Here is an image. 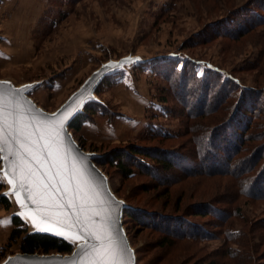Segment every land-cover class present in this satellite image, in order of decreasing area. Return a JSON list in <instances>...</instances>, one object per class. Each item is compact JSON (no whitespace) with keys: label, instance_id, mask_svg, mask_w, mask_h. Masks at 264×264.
Returning a JSON list of instances; mask_svg holds the SVG:
<instances>
[{"label":"rangeland","instance_id":"rangeland-1","mask_svg":"<svg viewBox=\"0 0 264 264\" xmlns=\"http://www.w3.org/2000/svg\"><path fill=\"white\" fill-rule=\"evenodd\" d=\"M259 1L0 0V81L14 88L29 86L27 97L44 112L55 114L100 68L123 66L116 71L109 68L97 82L86 103L93 112L82 120L79 131L68 130V133L84 153L91 155L112 194L125 204L122 227L134 264H218L219 259L227 264H264V199L238 193L233 203L235 195H226L229 180L214 174L174 172L162 184L150 173L140 171L134 158L123 159L125 167L132 166L134 171L126 176L119 171L114 158L131 146L143 153L157 147L180 151L185 146V151L194 156L190 151L191 138L185 132L189 117L182 112L185 106L193 107L197 102L190 95L192 91L196 93V85L202 84L195 82L193 75L209 76L210 104L219 102L214 97L217 87L233 82V92L229 89L226 93L232 97L225 105H218L221 108L207 118H193L195 122L203 120L208 126L211 123L208 119L224 106L237 103L239 93L245 97L243 88L264 93V27L236 37L222 33L226 23L231 25L230 16H242V11L249 8L259 9ZM172 61L176 67L163 76L161 67L168 70ZM183 66L188 70L184 104L178 102L179 98L169 88V81L180 83L178 75ZM215 79L218 82L214 85ZM250 94L257 106L255 109L252 106L248 115L257 117L263 106L257 101L259 96L255 91ZM161 99L166 100L161 102ZM258 123L264 125L261 120ZM260 131L256 129L255 133L264 136ZM165 132L169 135H156ZM243 153L232 154H236L233 166L242 161ZM9 178L0 159V198H6L9 204L6 209L0 202V264L22 254L20 239L8 243L14 216L22 220L28 233L46 232L37 228L45 227L39 218L35 216L37 227H34L33 219L26 217L30 214L28 203L19 207L7 183ZM231 192H237V188ZM214 197L224 199L218 202L222 208L232 200L238 210L234 219L229 218L232 227L241 232L231 246L239 250L235 259L229 255L222 260L220 256L226 248L222 247L223 238L217 239L215 235L206 241L174 238L169 223L175 221L165 217L183 215L217 232L210 215L193 214L195 204L214 201ZM128 213L129 219L124 216ZM163 239L170 243L163 246ZM71 244L74 250L76 245Z\"/></svg>","mask_w":264,"mask_h":264},{"label":"trees","instance_id":"trees-1","mask_svg":"<svg viewBox=\"0 0 264 264\" xmlns=\"http://www.w3.org/2000/svg\"><path fill=\"white\" fill-rule=\"evenodd\" d=\"M259 2H261V5L259 6L260 10L254 9V11H252L249 8L242 11V16L234 18L230 16L231 25L226 23L227 27H223L224 29H221L223 32H220L224 33L228 37H236L241 36L256 27H264V16L261 15V12H263L262 8L264 9V2L263 0H260ZM233 19L234 22H232ZM173 62L174 61L169 62L168 70L161 67L160 71L163 76H166L169 70L171 73L174 67H176ZM180 71L181 72L178 75L181 78L179 79V84L174 82V80L169 81L168 79V81L169 88L172 90V93L181 99H178V102L184 104V99L188 93V91H186L187 83L185 82L188 70L185 69V66H183ZM192 79L195 80V82H200V84H202L201 86L196 85L197 88H194L196 89V93L192 91L190 95V97H196L195 99H197V102L193 107L191 106L188 108V106H185L186 108H183L182 112L185 116L189 117L185 132L191 138L190 140L193 146L190 148V151L194 152V156H191L185 151V146L181 147L182 149H180V151L177 149L163 150L161 147H157L152 149V152L150 153H143L138 148L131 146L127 150L116 154L114 157L117 160L116 165L118 169H120L119 171L126 176L134 173L131 169L132 166L131 168L125 167V161L123 160L125 159L127 161L126 158H131V160L134 158L136 161L133 162L136 166H139L141 169L140 171L150 173L154 179H157V181H160L162 184H166V180L171 179L169 177L173 175L174 172H179L181 175H192L195 173L207 175L214 174L220 175V177L227 178L229 180V193H226V195H235V197L233 196L234 198L232 197L233 203L236 199V194L238 193L243 197L264 199V136H261V134L258 135L259 133H255L256 129H261V133L264 132V125L262 123H258V120L264 122V93H262L259 89L255 90L253 88H243L245 97L243 94L240 95L239 93L237 103L232 107L230 104L224 106L222 111H219L217 115H213L210 119H208L211 121V126H208V124H205L203 120L195 122L193 121V118L206 117L215 110L220 109L221 107L219 106L220 108H218V105H225V102L227 103V99L232 97L226 93L230 91L233 92L231 87L233 82L230 81V84L225 87L222 86V88H220V86H216L218 88V92L214 96L215 100L218 99L220 102L222 101V97L224 100L220 103L210 104L207 101L208 91L210 90V85L208 83H211L209 76L204 73L199 77H194L193 75ZM216 82H218L217 79H215L214 85ZM179 89L180 92H178ZM184 91L185 93L183 94ZM238 91L242 92L240 89ZM254 91L256 95L259 96L257 101L261 102V106H263L257 117L253 116V114L248 115L251 110L250 108L253 106V109H255L257 106L256 100L254 98H250L253 97L250 92ZM256 95L254 96L257 98ZM241 97H244V99L241 100ZM165 100L166 99H161V102H165ZM207 105L209 106L207 107ZM229 107H231L230 110H228ZM91 111L92 106L85 104L82 107V111L79 112V114H77V116H75V118L69 123L68 130L72 133L79 131L82 120L85 119L89 113L93 112ZM225 113L226 115H224ZM261 113L263 114L261 115ZM220 129H223L224 131L220 133ZM156 135L164 137L169 134L165 132L157 133ZM239 151H244L242 157H240V159L242 158V161H239L236 166H233L232 162H236L234 161L236 154H232ZM230 179L234 180V184L231 183ZM232 188H237V192H231ZM219 200L224 199L222 197H214V201L208 200L200 202L195 204L193 207V214L195 216L201 217L210 215L212 217L211 222H216V225L214 224V226L216 227L217 232L207 229L208 225L201 226L200 223L186 219L183 215L170 214L165 215V217L175 221L169 223L170 226H173L174 231H172V235L174 238L206 241L212 239L215 235L217 236V239L223 238L222 247L225 246L226 248L224 250L225 254L220 256L222 260L229 255L231 258L235 259L238 256L239 250L231 246L235 244L233 241L235 238L240 237L241 232L232 227V220L229 218L231 217L234 219V217L238 214V210L233 207L231 202L232 200L226 202L227 205L225 208H222L221 205H219ZM0 202L6 209L9 208L6 198L1 197ZM132 208L133 207H131L130 210H132ZM135 211L138 212L139 210L135 209ZM124 216L129 219L131 214L128 213ZM155 222L156 221L154 220V223ZM12 224L14 228L11 230L8 237V243L20 239V250L22 254H70L73 250L72 244L59 236L38 231L28 233L26 228H23V222L18 216H14L12 218ZM166 229L168 231L170 230L168 228ZM162 242L163 246L170 243H167L165 239H163ZM227 244L230 245L227 246ZM218 264L227 263L224 261L220 262L219 259Z\"/></svg>","mask_w":264,"mask_h":264},{"label":"snow or ice","instance_id":"snow-or-ice-1","mask_svg":"<svg viewBox=\"0 0 264 264\" xmlns=\"http://www.w3.org/2000/svg\"><path fill=\"white\" fill-rule=\"evenodd\" d=\"M108 67L116 71L123 66ZM75 111L50 121L36 120L20 110L18 100L10 102L0 91V151L6 136L16 145L8 153L15 179L7 183L20 208L25 203L33 206V226L39 211L44 231L56 229L55 235L70 238L83 264H125L127 249L116 244L112 231L117 206L113 202L110 211L105 209L86 158L73 151L66 132Z\"/></svg>","mask_w":264,"mask_h":264},{"label":"water","instance_id":"water-1","mask_svg":"<svg viewBox=\"0 0 264 264\" xmlns=\"http://www.w3.org/2000/svg\"><path fill=\"white\" fill-rule=\"evenodd\" d=\"M108 70L109 68L103 67L90 75L87 81L73 95L70 96L69 100L65 102L55 114L52 115L38 108L27 97L26 92L28 91L29 86L14 88L10 84L0 81V91H3V93L7 95V98L10 102L15 103L18 100L20 110L29 118H34L36 120L50 121L52 119L59 118L62 115L71 113L74 109H78V111H75V114L71 116L66 124V132L71 138L70 144L72 145L74 152L78 151L80 156L86 158L88 170L91 172L93 182L97 190L100 192V199L104 201L105 209L110 211L111 207L113 206V202L114 205L117 206V212L115 215V227L112 229L113 235L115 237L116 244L119 247L127 249V253L125 255V264H134V255L122 227V216L125 209V204L116 199V197L112 194L108 187L106 178L104 177L102 172L93 164L91 155L84 153V151L74 142L71 135L68 133L69 123L75 118V116H77V114H79V112L82 111V107L87 103V100L91 98L92 91H94L97 82L103 77L106 72H108ZM9 149L15 150L16 145L13 141H11L10 137L6 136L3 143V150L0 151V155L1 157H7V159L1 160L7 175H9L12 179H15L9 167V161L13 159L8 155ZM29 206L30 208L33 207L30 204ZM36 215L39 217L41 213L37 211ZM3 264H83V262L81 260L80 250L75 247L70 254L64 255L16 254L9 257Z\"/></svg>","mask_w":264,"mask_h":264},{"label":"bare ground","instance_id":"bare-ground-1","mask_svg":"<svg viewBox=\"0 0 264 264\" xmlns=\"http://www.w3.org/2000/svg\"><path fill=\"white\" fill-rule=\"evenodd\" d=\"M35 216L37 217V218H39L36 214H35ZM29 220H32L31 218H30V214H27V216H26ZM39 222H40V220H38ZM35 227H37V226H35ZM45 227H46V225H45ZM45 227H43L42 225H40L39 227H37V228H40L41 230H43L44 231V228ZM56 231V229H50L49 231H46L45 233H50V234H52V235H55L54 234V232ZM40 232V231H39ZM56 236H58V235H56ZM60 237V236H59ZM62 238V237H61ZM67 240V239H66ZM67 241H69V240H67ZM70 242V241H69Z\"/></svg>","mask_w":264,"mask_h":264},{"label":"crops","instance_id":"crops-1","mask_svg":"<svg viewBox=\"0 0 264 264\" xmlns=\"http://www.w3.org/2000/svg\"><path fill=\"white\" fill-rule=\"evenodd\" d=\"M34 85H37V83H35Z\"/></svg>","mask_w":264,"mask_h":264}]
</instances>
